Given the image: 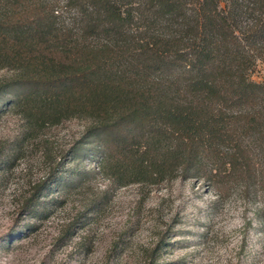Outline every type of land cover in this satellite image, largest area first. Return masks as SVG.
Returning <instances> with one entry per match:
<instances>
[{"label": "trees", "instance_id": "trees-1", "mask_svg": "<svg viewBox=\"0 0 264 264\" xmlns=\"http://www.w3.org/2000/svg\"><path fill=\"white\" fill-rule=\"evenodd\" d=\"M246 1V0H244ZM0 0V68L27 135L71 119L115 186L264 192V0Z\"/></svg>", "mask_w": 264, "mask_h": 264}, {"label": "rangeland", "instance_id": "rangeland-1", "mask_svg": "<svg viewBox=\"0 0 264 264\" xmlns=\"http://www.w3.org/2000/svg\"><path fill=\"white\" fill-rule=\"evenodd\" d=\"M241 22L258 18L242 0ZM0 68V264H264V192L203 179L115 186L71 119L24 135ZM249 77L264 81V55Z\"/></svg>", "mask_w": 264, "mask_h": 264}]
</instances>
